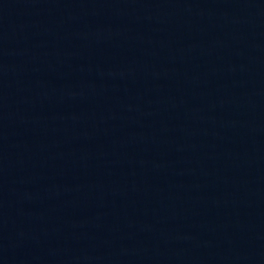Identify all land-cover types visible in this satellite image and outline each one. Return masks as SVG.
Returning <instances> with one entry per match:
<instances>
[{"label": "water", "instance_id": "95a60500", "mask_svg": "<svg viewBox=\"0 0 264 264\" xmlns=\"http://www.w3.org/2000/svg\"><path fill=\"white\" fill-rule=\"evenodd\" d=\"M0 264H264V0H0Z\"/></svg>", "mask_w": 264, "mask_h": 264}]
</instances>
